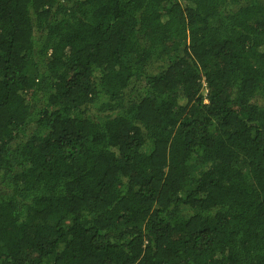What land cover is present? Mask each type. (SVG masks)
<instances>
[{"label": "trees", "instance_id": "16d2710c", "mask_svg": "<svg viewBox=\"0 0 264 264\" xmlns=\"http://www.w3.org/2000/svg\"><path fill=\"white\" fill-rule=\"evenodd\" d=\"M0 264H264V0H0Z\"/></svg>", "mask_w": 264, "mask_h": 264}]
</instances>
